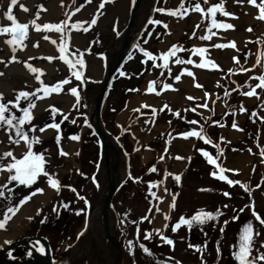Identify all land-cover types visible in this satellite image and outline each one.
Segmentation results:
<instances>
[{"label":"rangeland","instance_id":"rangeland-1","mask_svg":"<svg viewBox=\"0 0 264 264\" xmlns=\"http://www.w3.org/2000/svg\"><path fill=\"white\" fill-rule=\"evenodd\" d=\"M1 1L0 18L6 20V18L2 16V11L6 10L8 0ZM131 1L132 5L134 0ZM22 2L29 9L32 17L36 18L37 23H56L67 19L68 24L66 28L71 29V25L77 20L82 22L83 27H87V23L90 22L91 17L93 15L97 17V23L91 28H88L87 31H83V27H81L79 30L71 29V31L65 34L66 43L69 47V51L66 55L68 59L75 61L76 56L82 54V58L85 61L83 73L86 76L89 72V64L92 63L91 61L94 56H90L93 49L89 44L85 43L92 39L98 41V39L102 37V34L105 33L103 32V28H105L108 10L106 11L104 7L101 8L99 12L96 11V9L99 8L100 0H90L87 4H84V0H63V3H61V0H22ZM197 2L201 4L202 8L206 9L208 6L205 4V0H185V7L190 10L187 15L182 17V20L187 22L188 29L185 30V37L176 43L178 49L182 50H177L176 56L169 58L168 68H157L154 67L152 60L144 57L139 51V48L143 47L152 52L156 56L155 63L161 65L164 63L159 59V54L161 53L160 44L166 35V28L163 26L164 13L156 12L153 9L157 7H175L171 0H155L153 8L151 9V12L153 11L152 19L161 20L163 23L153 26L148 22L142 27L143 22L139 26V28H142L135 43L137 47H134L133 51L126 59V63L120 68V71L126 74L121 76L119 71L107 91L106 105L101 119L102 125L108 135H111L113 139L116 140L125 157L123 162L119 165L118 170L121 176L118 179V183H121V186L112 201L110 210L114 215V223L112 225L114 236L122 248L119 264H163L164 258H172L173 260L177 258L178 260L184 259L192 262V254L187 253L186 255V253H184L182 244L183 241L185 242V239L188 240L189 244L194 245H201V243H199L200 240L209 242L213 258L212 263H215L214 257L217 256V254H215L216 243L220 240L223 252L218 264H235L236 262L231 256L232 251L235 250L233 245L239 240L240 229L248 221H252L254 232L259 233L254 239V247L252 249L253 256L257 254L258 250L264 252V248H261V242L264 241V225H260L259 222L254 219L251 209L248 207V205L251 204L255 211L264 218V179H262L264 178V163H262V161H264V155H261V153L264 152V120L261 119V117L264 116V89H256L258 95L256 100L250 105L244 103V99L247 96L243 95V93L249 91L252 86L258 84V80L255 78L249 79V77L258 76L261 72H264V43L260 42L264 41V28L248 41L240 54H237L239 63L234 61L226 68H219L221 69L220 86L224 90L222 99L224 108L221 111H216L214 107H212L209 113H204L200 109L192 107L190 110L172 109V111H168L164 109L159 110V112L155 110V115H153L154 109L151 107L146 109L139 108V111H134L136 108L128 109L131 100L143 94L148 84V82H146L147 77L155 69H158V78L155 80L154 84L157 91L162 88L164 83L172 79V65L182 64L180 62L173 63V60L187 61L191 57L193 53L192 49L195 46L192 43L200 39L206 22L209 24L213 18L218 20L220 12H217L215 17H209L205 11V21L196 24L199 25V27H195L196 25H194V27L191 26V13L196 12L191 10V6H194ZM218 2L219 0H208L209 5ZM81 4H84V6L80 8L79 11H74V9L79 8ZM41 5H43V8L40 7ZM68 5L70 6L66 8V10L68 9L67 13L65 9L63 14L58 13L60 6L64 8ZM224 7L225 10H227L226 0ZM16 9H19L18 6H14V14ZM37 12H39L38 18L36 17ZM55 17L58 19L55 20ZM99 25L102 27L101 30L99 29ZM42 30L43 29H41V31ZM193 31H195V35H192ZM54 32V30H45L35 35L32 33V36L28 33L23 43L26 44L27 42L32 46L33 43L38 42V47H32V57H34L32 64L36 61V63L39 64H37V66L44 70L41 75V80L44 83H49V80L55 79V77L58 78L60 76L69 75L67 79L71 84L75 77L69 74L68 66L58 59L59 52L57 44H59L60 34ZM149 32L151 33L150 36L147 35ZM157 33L160 35H157ZM124 34L125 30L123 33L120 31L119 35L115 38L116 40L112 43L114 47H118L121 36L123 37ZM45 35L51 37V39H55L57 44L54 45L51 43V40L43 39L42 37ZM34 36L39 37L38 40L35 39ZM3 37L5 36L0 35V42ZM7 38L8 37L4 38V40L6 41ZM82 38H88V40L84 42ZM257 38H259V40H257ZM203 41L207 42V39ZM29 44L24 48L25 51L22 56L24 60L27 59L25 54L30 51L31 46ZM40 44L48 45L52 56L57 57V59H54L51 63H48L46 59H41L44 55L38 54ZM110 52L111 51L108 50L107 56L100 61L101 64H99L100 66L98 65L97 70L94 71L91 82H86L85 99L72 105V107L63 114L58 112L52 116L50 111L41 119H35L31 122L37 125V129L29 132L30 137L32 135L38 136V128L43 126L44 123L53 122V120L60 124V135L62 140L70 139L71 136L76 134L80 136L78 152L79 168L74 177L67 174L61 176L56 170L58 167L62 166V163L60 161L61 155L58 154L55 138L41 139L40 143L33 145L34 151L44 153L45 160L47 161L45 164L46 170L50 173H55L54 178L58 179L60 184L59 190L61 191V198L56 206V211L52 210L51 212L43 213L33 218L31 224L26 229L16 233L14 237L5 240L11 241V243L18 242L22 240L23 237L30 234L32 237H45L51 245L55 264H57V262L59 264H88V260H86V252H88L87 247H80L81 254H76L75 248L79 245L82 236H84L86 232L85 224L92 208L97 203L100 195L103 194L104 191L105 193L108 191L109 173L112 169L109 164L106 163L102 145L99 139L93 134L91 125L89 122L85 124L84 121H88V116L90 114L88 102L90 103L93 99L104 75L112 65L110 64L107 66L105 61ZM73 54H75V56ZM205 58L212 59L208 54H205ZM46 63H48V65H46ZM253 65L256 66L253 68ZM20 67L21 65H19V70L21 69ZM78 67L77 65V68ZM169 68L171 69V74H169ZM228 68H232L233 71L229 73L227 71ZM239 68H247L249 71H239ZM144 69H146L145 72L139 75ZM16 70L18 69L13 71ZM239 72L243 73V75H238ZM33 75L35 76V74L32 73V77ZM231 80H236L240 86L239 88L237 86L235 93H232V90L236 84H233ZM247 82H250V89L248 87L245 88ZM38 87H40V82L37 81V88ZM63 89L64 90L60 94L53 93L47 98L36 100V106L32 109L33 112L35 113L45 109L49 104L58 100L57 98L66 95L65 91L67 88L65 85ZM133 89H135V91H133ZM68 92L69 91H67V93ZM68 94L69 96L71 95L70 92ZM85 101H87V104H85ZM27 103L28 101L23 100L19 104L20 107H25ZM241 106H243L246 111L240 112L239 108ZM193 108H195L196 111H193ZM176 111H179V116L176 115ZM253 111L256 112L255 116L252 114ZM12 114L19 116L21 112L18 109H13ZM237 115L243 116L244 134L239 140L233 143L224 139L221 140L220 137H222L223 130L232 127ZM181 117H183V119ZM157 119H160L164 126L159 133L151 138L149 148L152 150V153L149 158H146L145 150L136 148L130 131L137 122H149L150 120ZM190 121H197L198 123L191 124L189 123ZM213 121H218L219 123L215 124ZM195 125L211 143H206L205 140L196 137L193 155L188 162L186 170L182 173L181 182L180 184L175 182L173 185V191L177 194L175 207L169 208L167 213H165V215L168 216V220H164V223L159 221L160 225L158 226L155 208H153L151 213H148L150 203L155 206L158 204V201L152 197L148 191V182L163 181L166 172L164 160L169 154L172 141L180 137L177 135L178 133L192 130ZM27 130L28 128L26 125L25 131ZM217 145H219V148ZM221 148L223 152L219 151ZM198 149L207 151L222 167H225L227 163V154L240 152L242 154L246 153L251 155L254 164L245 178L241 176L240 170L231 172V174L227 171L224 173L228 175L230 179L240 180L244 185L243 188L247 189V195L245 194V197H243L241 193H238V190L242 188L239 185L229 186L226 181H220L218 178L212 177L209 173L211 171L219 172V169L208 164L207 158L204 157ZM249 149L251 151H249ZM161 156H164L163 160L160 159ZM110 159L111 163L114 164L117 158L111 153ZM261 163L262 165H260ZM152 166H155L157 171H148ZM135 177H139L140 179L134 180L133 178ZM93 178L95 179V183L93 182ZM257 181L259 183H257ZM255 183L260 186H252ZM44 184H47V178L43 175L38 176L36 182L28 188L22 185L12 187L10 183L8 187L12 188V198L10 201L5 198H0V204L3 207L5 205L14 206L18 199L27 194L30 189L41 187ZM67 185H71L76 191L73 192L69 187H66ZM160 189L161 183H156L152 187V191H155L157 196H159ZM224 191L230 192L231 196L225 197L222 194ZM7 195L8 193L6 192L5 196ZM80 196L88 200L89 203L87 206H85L84 200L79 198ZM64 204H67L68 207H63L62 205ZM225 204L228 206L227 208L223 207ZM217 208H220L222 215L212 220L206 219L203 224L194 223L191 229L186 226H181L174 232L173 236L171 235V226L176 223L181 215L185 218H191L198 211L215 212ZM240 208H243L244 211L240 212ZM79 209H85V211L77 214V210ZM233 209L236 211L234 212ZM146 213L149 215L151 223H149L148 220L139 219ZM233 215L237 216L236 220L231 219ZM225 220H228V224L226 225L223 223ZM165 223L168 227H164ZM137 225L139 226L138 234ZM221 226L224 227L223 232L220 231ZM156 229H160L166 236H172L170 238L174 241V247L161 242L160 235L155 231ZM145 230L151 233V238L148 240L144 239ZM187 236L189 238H187ZM129 240L133 242L132 253L128 250L127 242ZM5 241L0 247L9 244L5 243ZM140 243H143L149 248L150 254L144 253L142 249L139 248ZM36 248H38V244ZM113 248L115 255L117 250L115 247ZM198 256L200 257L197 253L194 259ZM199 257L196 258V260H199ZM111 260L113 264L112 257ZM261 264H264V262H261Z\"/></svg>","mask_w":264,"mask_h":264},{"label":"bare ground","instance_id":"bare-ground-1","mask_svg":"<svg viewBox=\"0 0 264 264\" xmlns=\"http://www.w3.org/2000/svg\"><path fill=\"white\" fill-rule=\"evenodd\" d=\"M213 1V0H209ZM0 0V6L1 4ZM131 0H105V8L106 11L108 10V16L105 23V28H103L104 34L102 37L95 41L94 39L88 40V38L83 39L84 42L87 41L85 44H89L93 49L91 51L90 56H94L92 59V63H90V67L88 68V74L85 76L83 73L82 81H77L74 79L71 84L65 85L68 89L69 86L77 87L79 92V97H74L72 94L69 96L68 90H66V95H62L61 98H57L58 100L52 102L49 105H55L57 108L61 109V113H65L78 101L85 99V86L87 85L86 82H91V78H93L94 71L97 70V66L101 64V60L107 56L108 50L111 51L107 59H105L107 66L113 64L116 56L119 53V49L122 45L123 37L121 36V40L119 41L118 47H114L112 43L116 40L115 38L119 35L120 31L125 30L126 24L128 23L129 13H130V5ZM155 0H142L138 11L137 16L135 19V26L132 28L130 33V39H132L136 33V30L139 26L148 19L151 14V9L153 8ZM174 7H178L179 0H171ZM60 6L58 13L63 14L64 9L66 10L67 7ZM226 9L228 11L234 12L236 14V18L233 17H224L221 13H219L218 20L223 22L232 23L235 25L234 29H216L212 28L211 32L216 33L213 35L210 40L207 39V42L199 39L192 44L195 47H206L209 57H211L214 61H216L220 67L226 68L232 62V56H237L240 54L241 50L247 45L248 41L252 39V37L260 30L264 28V21H260L254 18V13L257 11L251 5L246 4H237L235 0H226ZM20 10V12H19ZM1 11V9H0ZM54 11V10H53ZM68 9L66 10L67 13ZM105 12V9H104ZM15 15L18 17L20 22H28L35 17H32V14L28 12H24L22 9H16ZM1 16V12H0ZM36 19V18H35ZM47 19V18H46ZM55 20L58 19L57 17L54 18ZM205 14L203 13V18L201 17V13L192 12L191 13V26L204 22ZM2 22V23H1ZM10 23L7 20H2L0 18V24ZM102 23V22H101ZM164 24H167L168 27L166 28V35L162 43L160 44L161 52L166 51L172 44L178 43L182 40L186 35L187 22L182 20L179 16H171L168 13H164ZM103 25V24H102ZM208 22H206L202 35H208ZM251 26L253 31L249 32L246 29ZM99 29L101 30L102 27L99 25ZM45 30H34L32 26H29V34L32 36V33L38 34L42 33ZM55 33V32H54ZM60 34V33H58ZM3 37L0 42V57H9L11 55L10 47L5 43ZM35 39L38 40L39 37L34 36ZM4 40V41H3ZM95 41V42H93ZM229 41H235L236 48L225 47L223 49L220 48H213L209 47V45L213 43H225ZM89 42V43H88ZM29 43L26 42L25 45ZM30 45V44H29ZM58 45V44H57ZM31 46V45H30ZM114 47V48H113ZM38 54H43L44 56L52 55L49 46L46 44L39 45ZM83 49V47H82ZM25 50H17L15 55L21 58H24L23 53ZM77 52V51H74ZM81 53V52H80ZM26 57L32 56V46L30 47V51L26 54ZM75 56V54H73ZM44 56L41 59H44ZM102 56V57H101ZM82 57V54H80ZM191 58L199 63L200 57L196 53H192ZM32 63V60L28 61ZM50 63V62H48ZM46 63V65H48ZM38 63H33L35 67ZM19 65H21V69L19 70ZM39 65V64H38ZM100 66V65H99ZM189 68L195 73L196 82L203 85L202 88H197L194 86L193 79L188 77L187 74L182 75V79L180 81H175L173 77L176 74H180L181 69ZM18 69L16 71H13ZM0 71L4 72L3 76H0V92L4 94V99H14L16 91L18 90H27L32 91L34 88H37V81L32 77V73H30L22 63L13 62L5 67L2 63H0ZM84 71V70H83ZM69 72V71H68ZM69 76V75H68ZM68 76H60L55 77V79L49 80V83H55L59 79H63ZM221 69H201L196 67L195 65H189L186 63L182 64H175L172 65V79L168 80L167 83H172V89H165L164 91H157L149 93L146 90L143 92L141 96L135 97L131 100L128 109H146V108H153L159 112V110L164 109V105L167 104L168 108L170 109H179V110H190L192 107L198 108L204 113H209L214 107L216 111H221L224 108L223 104V94L224 90L220 86L221 81ZM86 77V78H85ZM54 78V77H52ZM158 78V69H155L148 77L146 82L155 81ZM219 81V83H217ZM33 85V87H32ZM147 86L145 87V89ZM207 91L209 95L207 97L204 96V92ZM68 94V95H67ZM96 94V92H95ZM194 97V99L189 100L187 99L188 96ZM257 95L246 97L244 99V103L246 105L252 104L256 100ZM24 99L22 98L21 101ZM20 101V102H21ZM93 101V99H92ZM95 101V99H94ZM19 102V103H20ZM204 103L207 104V107H201L200 105ZM87 104V101H85ZM89 106L91 103L88 102ZM144 105H149L150 107H145ZM10 107V106H9ZM167 110V109H166ZM51 109L47 106L43 110H39L37 112H33L35 119H41L45 115H47ZM235 123L238 125V128H227L223 130L222 136L224 140L228 142H235L239 140L242 135L244 134L243 128V116L237 115L235 119ZM163 122L160 119L157 120H150L149 122H137L131 129L130 133L132 139L135 142L136 148L140 150H145L146 158L151 156L152 150L149 148V143L151 138L159 133L163 129ZM197 131H199L198 127L195 125L193 126ZM192 128V129H193ZM4 133L0 130V152L6 150L8 145L6 142L3 141ZM79 136V134H76ZM38 136L41 139H50L55 138V130L54 129H46L44 133L38 132ZM196 137H177L175 138L170 147L169 154L164 160L166 172L165 177L161 183L160 195H163L164 200L158 201L157 206L161 208V212L157 213V225H160L159 221L164 223V216L165 213L170 208L171 195L174 193L173 185L175 180L172 174H179L182 176V173L186 170L188 166V162L193 155L194 144H195ZM79 142L80 136L78 140L73 139H61L60 146L69 154L67 156L61 155V163L62 166L56 169L58 174L61 176H65V174L70 176H75L78 172L79 164H78V152H79ZM114 144V145H113ZM114 150L118 154V159L114 164L117 163V169L113 176V179L118 183V179L121 177L119 174V165L124 160V155L122 154L119 145L117 144L116 140L110 136V144ZM13 153L16 154L17 151L20 150V146L14 145L12 146ZM115 157L117 158L116 154L114 153ZM177 155L183 157L182 159L176 158ZM227 163L225 164L226 169H239L241 172L242 177H246L251 168L253 167L254 161L251 155L249 154H242L240 152H235L232 154H227ZM110 162L111 159L109 158ZM111 166V167H112ZM112 169V168H111ZM228 172V171H227ZM231 174V172H228ZM113 170L109 173V181L112 178ZM6 173L0 171V182L5 180ZM108 181V182H109ZM109 186V184H108ZM44 188V192L42 194H36L33 196L29 201H27L23 206L20 207L19 211L16 212L15 215L7 222L6 229L0 230V245L6 239H10L14 237V235L24 229H26L30 224L33 218L42 215L43 213H48L53 210V206H57L60 198H61V191L52 189L47 184L41 186ZM169 189L168 192H165L164 189ZM107 193V192H106ZM105 191L103 194L100 195L97 203L92 208L90 214L87 217L86 224H85V233L82 236L79 245L75 248L76 254H81L80 247H87L88 252L86 260H88V264H112L111 257L114 255L115 251L111 243L106 240L105 228L103 225V218H102V209L104 200L106 197ZM37 209L40 211L37 212ZM4 211V207L0 204V218H2V213ZM31 216L32 219L29 220L28 217ZM108 222H109V230H113V223H114V215L112 211L109 210L108 213Z\"/></svg>","mask_w":264,"mask_h":264},{"label":"snow or ice","instance_id":"snow-or-ice-1","mask_svg":"<svg viewBox=\"0 0 264 264\" xmlns=\"http://www.w3.org/2000/svg\"><path fill=\"white\" fill-rule=\"evenodd\" d=\"M90 0H84V4L89 3ZM61 3H63V0H61ZM235 3L237 4H246V5H251L253 6L254 9L257 11L254 13V18L264 21V0H235ZM84 4H81L79 8H75L74 11H79L80 8L84 6ZM205 4L208 5L205 8H202L201 4L197 2L194 6H191V10H194L198 13H201V17L203 18V13L206 11L209 17H215L217 12H220L224 17H233L236 18V14L231 11L225 10L224 4L225 0H219L218 3H211L210 5L208 4V0H205ZM14 6H18L19 9H22L24 12H28L29 9L25 6V4L22 2V0H8L6 4V10L2 11V16L6 18V20L10 23L6 24H0V35L7 36L8 38L6 39L5 43L10 47L11 55L7 58L5 57H0V63H2L5 67H7L8 64L13 63V62H19L24 65V67L30 72L35 74L34 79L38 82H40V87L33 89L32 91H27V90H18L16 91L14 99H4V94L0 92V130L5 134L3 137L2 142H6L8 147L6 150H3L0 152V171H3L6 173L5 180L3 182H0V198H5L7 200H11L12 198V188L8 187V184H12V187H15L17 185H22L25 188H28L29 186L33 185L37 177L40 175H43L44 177L47 178V185L50 186L52 189L59 190L60 184L58 179H55V173H50L48 170L45 168V164L47 161L45 160L44 153L42 152H36L33 150V145L40 143L41 138L36 135H32L31 137L29 136V132H31L34 129H37V125L34 123H31L34 118V114L31 111L33 108L36 106V100L44 99L49 97L51 94H60L64 89V85H69L70 82L67 79V77L63 79L57 80L55 83H44L41 80V75L43 74L44 70L35 67L32 63H29V60H33L34 57L29 56L26 60H21L20 57L15 55L17 50L23 51L26 45L23 43L25 39L28 36L29 32V26L31 25L34 30H54L56 33H60V40L58 44V52H59V57L58 59L60 61H63L67 66H68V71L71 76H74L77 81H82L83 77V70L85 68V61L82 57L76 56L75 61L68 59L66 53L69 51L68 44L66 43V32L71 31V29H80L83 27L82 22L77 20L75 23L71 25V29L66 28V25L68 24V20H61L60 22L56 23H37L36 19H31L28 22H20L18 20V17L14 14L13 9ZM105 6V0H100L99 8L96 9L97 12L101 8H104ZM43 8V5L40 6ZM156 12L159 13H168L171 16H179L183 17L188 14L189 8L185 7V0H179V5L176 8H166V7H157L153 9ZM36 17H39V12L36 13ZM149 22L153 25H160L163 22L158 19H152L149 17ZM97 23V17L93 15L91 17L90 22L87 23V27H83V31H87L88 28H91L93 25ZM164 28H167V24H163ZM195 27H199V25H196ZM208 29H209V34L208 35H202L200 36L201 40H210L213 35H216V33L211 32L212 28L216 29H234L235 25L232 23L228 22H223L219 21L215 18L211 19L210 23L208 24ZM246 31H253V28L249 26ZM119 34V33H117ZM147 35H151L149 32ZM157 35H160L157 33ZM192 35H195V31H193ZM45 40H51L52 44H57V41L55 39H51V37L45 35L42 37ZM259 40V38H257ZM261 43H264V41H260ZM32 47H38V42L33 43ZM133 47H137V45H133ZM209 47L213 48H220L223 49L225 47H230L235 49L236 48V43L235 41H229L227 44L225 43H213L209 45ZM177 50H182L178 49L177 44H172L166 51H163L159 54V59L162 60L164 63L157 64L155 63L156 61V56L146 50L143 47L139 48V51L144 55V57L150 59L153 61L154 67L157 68H168V61L170 57H175ZM192 51L196 53L199 57V63H197L195 60H193L191 57L187 61H176L173 60V63H186L189 65H195L196 67H199L201 69H219L220 65L215 62L213 59H206L205 58V53L207 52L206 47H193ZM38 58V57H37ZM48 62H52L54 59H57V57H54L52 55H48L44 57ZM232 60L239 63L237 60L236 56H232ZM259 63V61H258ZM77 65L79 66L77 68ZM256 65H253L252 67L254 68ZM75 69V70H73ZM239 71H249L247 68H239ZM169 74H171V69H168ZM229 73L233 71L232 68H228L227 70ZM187 74L188 77H191L194 82V86L197 88H202L203 86L196 82V77L195 73L185 67L181 69L180 74H176L173 79L175 81H180L182 79L183 74ZM126 73L123 71H120V75L124 76ZM4 72L0 71V76H3ZM255 78L258 80V84L255 86H252L251 89L247 92H244L243 95L251 97L254 95H258L256 92L257 88L264 89V72H261L258 76L255 77H249V79ZM219 83V81L217 82ZM155 81H149L147 84V88L145 89L149 93L157 92V88L154 87ZM173 84L172 83H164L162 88L159 89V91H164L165 89H172ZM74 97H79V92L77 87H72L69 86L67 89ZM135 91V89H133ZM42 93V94H41ZM209 93L207 91L204 92V96L207 97ZM34 97V99H33ZM24 99L28 101L27 106L25 107H20L19 102L21 99ZM187 99L192 100L194 97L188 96ZM11 106V107H9ZM145 107H150L149 105H144ZM201 107H207V104L202 103L200 105ZM51 109V115L54 116L56 113L61 112L62 110L57 108L55 105H49L48 106ZM13 109H18L21 114L19 116H15L12 114ZM164 109H167L168 111H172V109L168 108V105H164ZM161 109V110H164ZM193 111H196L195 108L192 109ZM134 111H139V109H134ZM240 112L246 111V109L241 106L239 108ZM153 115H155V109L153 110ZM254 116L256 115V112L253 111L252 113ZM176 115L179 116L180 113L179 111H176ZM183 119V117H181ZM262 120H264V116L261 117ZM85 124L88 123L87 120L84 121ZM147 123V121H145ZM189 123L191 124H196L198 123L197 121H190ZM213 123L218 124V121H213ZM27 125L28 130L25 131V126ZM233 128H238V125L233 122L232 124ZM54 129L55 130V141L57 143V148H58V154L67 156L69 153L66 152L61 146V135H60V124L55 122L51 123H44L43 126L38 128V131L40 133H44L46 129ZM180 137L183 138H188V137H199L202 140H205L206 143H211L210 140L207 139L205 135L202 134V132L197 131L195 128L189 131H183L178 133ZM73 140H78L79 136L78 135H73L70 137ZM221 140L224 139V137H220ZM18 145L20 146L21 151H17L16 154L13 153L12 146ZM219 148V145H217ZM166 150V149H165ZM204 157L207 158V162L210 165L215 166V168L219 169V172L217 171H211L209 174L212 177L218 178L220 181H226L229 186L232 185H239L240 187H244V185L241 183L240 180L236 179H230L228 175H225V171L228 172H234V171H239V169H226L225 167H222L221 164L217 163L216 159H213V157L207 152L204 151L203 149H198ZM220 152H223V149H219ZM249 151H251L249 149ZM22 152V154H21ZM261 155H264V152L261 153ZM176 158L182 159L183 157L177 156ZM161 160L164 159V156L160 157ZM264 163V161H262ZM150 172H155L157 171L155 166H152L148 169ZM175 182L177 184H180L181 182V176L179 174H172ZM134 180H139V177L133 178ZM264 179V178H262ZM93 182L95 183V179L93 178ZM156 183H162V182H155V181H149L148 182V191L152 197H154L157 201H163L164 197L163 195L157 196L155 191H152V187ZM260 185H256V187H259ZM66 187H69L73 192L76 191L75 188H72L71 185H67ZM205 190V189H201ZM247 191V189H245ZM165 192H168L169 189L165 188ZM8 193L7 196H5V193ZM44 192V188L42 187H35L30 189V191L20 197L17 201V203L14 206H4V211L2 213V218H0V230L6 229L7 222L12 218L13 215L16 214L17 211H19L20 207L23 206L27 201H29L33 196L36 194H42ZM225 197H230L231 193L228 191H224L222 193ZM176 195L173 193L171 195V201L172 203L170 204V207H175V200H176ZM80 199L84 200L85 206L88 205V200L85 199L83 196L79 197ZM63 207L67 208L68 205L64 204L62 205ZM223 207L227 208L228 206L225 204ZM248 207L251 209L252 216L256 221L259 222L260 225H264V218H262L252 207V205H248ZM155 208V211L157 213L161 212V208L155 205H152L150 203V207L148 209V213H151V211ZM40 210L37 209V212ZM53 211H56V206H53ZM85 209H79L77 210V214L79 212H83ZM235 212L236 210L233 209ZM240 212H243L244 209L240 208ZM222 215L220 208H217L215 212H208V211H198L196 212L191 218H185L183 215H181L176 223H174L171 226L172 232H176L178 228L181 227V225L187 226L189 229L193 226L194 223H199L203 224L205 220H212L215 219L216 217ZM29 220L32 219L31 216L28 217ZM140 220H148L149 223H151V220L149 219V215L146 213L144 216L139 218ZM232 220H236L237 216L233 215L231 217ZM164 220H168V216H164ZM43 222V221H42ZM224 225L228 224V220H225ZM164 227H168V225L165 223ZM161 238V242L166 243L169 246L174 247V241L171 239L169 236L164 235L160 229L155 230ZM220 231H224V227H220ZM139 232V226L137 225V234ZM258 232H254L253 230V224L252 221L246 222L242 228L240 229L239 233V240L234 247V251H232L231 256L236 262V264H261V262H264V252H260L259 250L257 251V254L253 256L252 254V249L254 247V239L255 236H258ZM79 236V234H78ZM151 238V233H149L147 230H145L144 234V239L148 240ZM183 239V238H182ZM5 243H11V241H5ZM38 244V242H37ZM132 244L133 242L129 240L127 242L128 245V250L130 253H132ZM207 246V242L205 241V244L203 247ZM188 247L194 248L199 254H200V264H205L204 257H203V252H202V246L199 244H189ZM139 248L142 249L144 253L150 254V250L148 247H146L143 243L139 244ZM261 248H264V241L261 242ZM37 250L43 251L42 247H39ZM216 254H217V259L220 258L221 255V249L219 246V241L216 243V248H215ZM9 255L11 256V252L9 251ZM175 264H182L181 261L176 260Z\"/></svg>","mask_w":264,"mask_h":264},{"label":"water","instance_id":"water-1","mask_svg":"<svg viewBox=\"0 0 264 264\" xmlns=\"http://www.w3.org/2000/svg\"><path fill=\"white\" fill-rule=\"evenodd\" d=\"M141 2L142 0H134L131 5L129 19L126 25L125 34L122 40V45L119 49V53L116 56L111 67L108 69V71L104 75L102 82L99 85L96 91V94L93 97V101L91 100L92 104L90 105V114L88 116V122L90 123L92 127L94 135L98 137L102 145L106 163L109 164L110 167L112 166L109 160L110 154L115 153L117 156V159L119 157L116 152V149L114 150V148H112L111 145H109L110 136L108 135L107 131L102 125V120H101L102 113L105 109L107 91H108V88L110 86V83L113 77L119 72L121 66L123 65L127 57L133 51L134 49L133 45H135L137 38L139 37L141 33V28L144 27V25H146L149 22V18H148L146 21H144L142 27L136 30L134 37L130 39V33H131L132 28L135 26V19L137 16V11H138V8ZM152 16H153V11L151 12L150 17L152 18ZM111 168L113 170V174H112V178H110L108 191L106 193V197L104 200L103 209H102V218H103V225L105 228L106 240L109 243H111L112 246L115 247L117 250V253L112 256L113 264H119V260L122 255V248H121L120 243L114 236V231L109 230L108 213H109V210H111L112 201L114 197L116 196V194L118 193L121 183H117L113 179V176L117 169V163ZM29 241H34L36 243L38 242V248L42 247L43 251L37 250L38 248H35V249L32 248L31 259L29 260L23 259V262L19 263L16 261H8V260L0 258V264H55L54 263L55 261L53 258V251H52L51 245L47 238L41 237V236H34V237L29 238ZM21 243H25V240L11 243L10 248H13L16 245H19Z\"/></svg>","mask_w":264,"mask_h":264},{"label":"flooded vegetation","instance_id":"flooded-vegetation-1","mask_svg":"<svg viewBox=\"0 0 264 264\" xmlns=\"http://www.w3.org/2000/svg\"><path fill=\"white\" fill-rule=\"evenodd\" d=\"M237 229H238V227H237ZM171 235L173 236L174 232H172ZM172 236H169V237H172ZM29 237H32V235L30 234V235H27V236L23 237L22 239L25 240V243H21L19 245H16L13 248H10V244L11 243H9L8 245H3L2 247H0V258H3V259L8 260V261H16V262H19V263H22L23 259L24 260L31 259L32 248L35 249L37 244L32 242V241H29V239H28ZM187 238H189V237L187 236ZM218 241H219V246H220L221 255H222L223 251H222V248H221V245H220V240H218ZM199 243H201V246H202V252H203V257H204L205 264H218V262H220V260H221V255H220L219 259H217V256H215L214 257L215 263H212L213 258H212V254H211L210 247H209L210 243L207 242V246L206 247H203L204 244H205V241H201L200 240ZM182 245H183L184 253H186V255H187V253L192 254L191 256H193V258H192V262L186 261L184 259L183 260L179 259V261H181L182 264H200V259L196 260V258H198L199 256L194 259L195 255L198 252L195 249H192V248L188 247L189 243H188L187 239H185V242L183 241ZM9 251L11 252V256L9 255ZM176 260H178V259L176 258L175 260H173L172 258H164L163 259V261H164L163 264H175ZM57 264H59V263L57 262ZM60 264H62V263H60ZM158 264H160V263H158Z\"/></svg>","mask_w":264,"mask_h":264},{"label":"trees","instance_id":"trees-1","mask_svg":"<svg viewBox=\"0 0 264 264\" xmlns=\"http://www.w3.org/2000/svg\"><path fill=\"white\" fill-rule=\"evenodd\" d=\"M126 63V62H125ZM145 70L146 69H144L142 72H140V74L139 75H141V74H143L144 72H145ZM242 75H243V73H241ZM231 82L233 83V84H236L237 85V81L236 80H231ZM249 84H250V82H247L246 84H245V88H249L250 86H249ZM236 89V86L233 88V93L236 91L235 90ZM258 171V170H257ZM261 175V174H260ZM260 177V176H259ZM258 177V178H259ZM257 183H259L258 181H257ZM254 185H256V183L255 184H253L252 186H254ZM238 193H241V196H243V197H245V194H246V190L245 189H239L238 190ZM247 195V194H246Z\"/></svg>","mask_w":264,"mask_h":264}]
</instances>
